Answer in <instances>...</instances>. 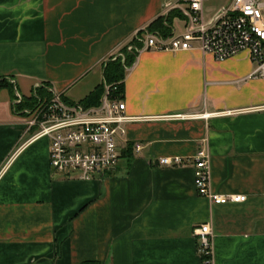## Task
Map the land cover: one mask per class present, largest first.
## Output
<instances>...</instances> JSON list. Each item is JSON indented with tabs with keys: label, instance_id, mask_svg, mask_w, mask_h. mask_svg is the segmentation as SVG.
<instances>
[{
	"label": "crops",
	"instance_id": "obj_1",
	"mask_svg": "<svg viewBox=\"0 0 264 264\" xmlns=\"http://www.w3.org/2000/svg\"><path fill=\"white\" fill-rule=\"evenodd\" d=\"M174 2L0 0V264H202L193 232L205 223L214 264H264V80L249 77L246 53L216 62L197 49L139 52L122 93L135 120L115 168L89 181L54 174L48 141L20 137L35 85L80 102ZM170 25L183 33L181 19ZM199 152L212 189L245 202L196 194ZM174 157L186 164L158 163Z\"/></svg>",
	"mask_w": 264,
	"mask_h": 264
},
{
	"label": "built area",
	"instance_id": "obj_2",
	"mask_svg": "<svg viewBox=\"0 0 264 264\" xmlns=\"http://www.w3.org/2000/svg\"><path fill=\"white\" fill-rule=\"evenodd\" d=\"M207 1L175 0L169 9L179 11L184 22L183 33L168 37L148 33L143 40L135 37L134 41L140 42L141 46L130 44L125 47L126 52L197 49L216 62L246 53L253 65L249 77L264 80V0H229L211 16L205 14ZM119 57L124 61L123 55ZM103 84L104 93L99 105L87 108L64 103L60 94L55 92H50L47 98L39 97L40 86L35 85L32 107L22 109L25 120L20 137L27 138V143L41 139L48 141V165L54 174L89 181L95 174L110 171L117 165L120 156L117 139L126 135V125L135 119L125 114L122 98L114 95L116 87ZM21 103V96L15 92L14 104ZM260 110L264 112V107ZM139 149L140 146L136 145L135 150ZM158 163L166 167L186 164L180 157L161 158ZM192 166L196 194L210 205L245 202V196H226L212 189L207 154L199 152L192 159ZM193 234L201 263L214 264L210 226L200 224L194 228Z\"/></svg>",
	"mask_w": 264,
	"mask_h": 264
},
{
	"label": "trees",
	"instance_id": "obj_3",
	"mask_svg": "<svg viewBox=\"0 0 264 264\" xmlns=\"http://www.w3.org/2000/svg\"><path fill=\"white\" fill-rule=\"evenodd\" d=\"M180 14L177 9H173L167 13L166 16L160 17L156 19L155 21L152 22V24L148 25L146 27V32L147 33H154L157 32L159 35L162 37H168L171 35V21L175 18L180 19ZM122 55L124 57L123 63H121V58L118 56L115 59L110 58L102 68V79L103 83L106 85H114L116 87V91L114 92V95L118 96L119 98H122V93H123V82L126 76V71L131 67L135 61V58L137 54L133 53H126L125 48L123 49ZM5 79H2V83H4ZM0 82V83H1ZM1 83V84H2ZM101 83L99 84L88 96L84 99H82L78 103H72L69 102L63 98L62 101L64 103L74 105V104H79L83 107H94L98 106L100 99L103 96L104 93V84ZM39 97H43L40 93H38ZM48 96V95H47ZM47 96L44 95V97L47 98ZM33 98H30L29 101H32ZM23 103V102H22ZM21 103V105H22ZM35 103V102H34ZM22 107H32V103L25 102L23 103Z\"/></svg>",
	"mask_w": 264,
	"mask_h": 264
},
{
	"label": "rangeland",
	"instance_id": "obj_4",
	"mask_svg": "<svg viewBox=\"0 0 264 264\" xmlns=\"http://www.w3.org/2000/svg\"><path fill=\"white\" fill-rule=\"evenodd\" d=\"M229 0H208L206 3H205V14L207 16H211L213 13H215L219 7H221L223 4H226ZM262 16L264 17V10L262 11ZM174 23L176 28L179 27V23L178 21H175ZM123 61H121L122 63ZM24 139H27V138H24ZM119 142V139H117V143ZM57 175V174H56Z\"/></svg>",
	"mask_w": 264,
	"mask_h": 264
}]
</instances>
